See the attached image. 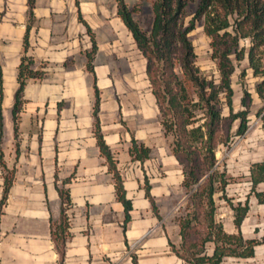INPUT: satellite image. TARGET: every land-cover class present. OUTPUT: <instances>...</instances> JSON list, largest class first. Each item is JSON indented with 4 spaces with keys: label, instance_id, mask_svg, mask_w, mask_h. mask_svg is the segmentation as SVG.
<instances>
[{
    "label": "crops",
    "instance_id": "1",
    "mask_svg": "<svg viewBox=\"0 0 264 264\" xmlns=\"http://www.w3.org/2000/svg\"><path fill=\"white\" fill-rule=\"evenodd\" d=\"M24 53L43 75L26 84L16 120ZM0 76V264H60L52 221L63 206V264H186L171 246L181 241L180 224L170 219L186 197L182 166L162 124L147 58L118 1L0 0ZM97 95L100 130L131 203L127 221L96 135ZM134 140L149 148L148 156L132 154ZM256 149L245 172L247 189L250 167L264 160V143ZM60 189L69 191V204ZM256 191L264 192V181ZM256 191L234 205L248 201L240 229L233 206L222 207L219 199L225 230L258 241L253 255L224 256L220 264H264V202ZM213 248L210 243L208 253Z\"/></svg>",
    "mask_w": 264,
    "mask_h": 264
},
{
    "label": "trees",
    "instance_id": "2",
    "mask_svg": "<svg viewBox=\"0 0 264 264\" xmlns=\"http://www.w3.org/2000/svg\"><path fill=\"white\" fill-rule=\"evenodd\" d=\"M118 1V13L131 30L140 50L147 58V74L152 91L159 106L162 124L172 137V151L182 166L183 186L188 193L187 200L180 207L179 244L171 243L173 251L186 264H220L224 256H250L254 254L256 239H245L241 232L228 233L224 223L217 218V198L226 196L229 180L226 171L220 168L216 151L227 145L234 133V122L238 121L235 134L245 132L248 126L252 91L246 86L245 78H256L254 91L261 101L257 115L264 126V0H153L154 19L148 33L135 20L125 0ZM194 4L189 20L188 8ZM203 19V31L209 37L211 58L219 72L218 80L207 76L196 63V51L190 33L197 21ZM28 33L24 39L27 49ZM247 66L240 71L243 95L242 108L233 106L234 89L232 76L242 61ZM31 56L22 55L18 68L19 86L15 93L14 115L23 102V91L32 78H41L42 70L34 69ZM1 80V76H0ZM225 98V99H224ZM99 95L95 104L96 135L101 152L107 157L109 169L114 174L117 197L125 205L126 218L131 207L126 198L123 179L113 156L106 145L97 117ZM227 105L229 113H224ZM132 154L143 159L149 148L133 141ZM251 190L264 181V160L250 167ZM13 182L12 171L5 175L2 203ZM221 192V195L217 194ZM147 195L153 202L147 189ZM260 202L264 192L256 191ZM62 202L69 204L67 189H60ZM235 209L234 224L240 229L249 205L239 202ZM65 207L59 220L52 221V237L63 264L66 240ZM209 243L214 244L208 253ZM135 264H138L135 261Z\"/></svg>",
    "mask_w": 264,
    "mask_h": 264
},
{
    "label": "rangeland",
    "instance_id": "3",
    "mask_svg": "<svg viewBox=\"0 0 264 264\" xmlns=\"http://www.w3.org/2000/svg\"><path fill=\"white\" fill-rule=\"evenodd\" d=\"M125 1L130 8L134 9L133 15L135 20L143 30L149 33L154 19L153 0ZM193 9L194 4H191L188 8L189 15L186 17L187 20L190 19ZM190 38L193 41L196 51V63L204 74L209 77L213 76L218 80L219 72L215 61L211 58L209 37L205 35L203 31V19L197 21L195 29L190 33ZM246 66L247 61H242L241 64L236 67L232 76V85L234 89L233 106L235 110L242 108L241 97L243 95V88L241 85L240 71ZM255 81L256 78L252 77L249 71V75L245 78V83L252 93H254L255 98L250 106L251 112L249 114L247 129L243 134H235L239 121L236 120L232 128V132L234 133L233 137L227 145L221 144L216 151V157L218 158V163H220V168L226 171V176L229 180V183L226 186V196H220V198H217V203H219L220 199L222 202L220 205L228 209L238 202V198H242V201H245L249 195L247 191H251V189H247L246 184H244L247 176L245 175V172H247V166L250 159L255 158L252 153L254 151L257 152L256 147H262V144L264 143L263 120L260 115H257V111L261 106V101L257 98L256 92L254 91ZM224 113H229L227 105H224ZM252 149H254V151ZM249 153L252 155L249 156ZM184 191L186 193L185 188ZM218 195H221V192H219L217 196ZM187 197L188 193H186V197L180 207L185 204ZM180 207L178 209H180ZM179 216L180 210H178L177 214L170 220L175 223L179 222L180 224Z\"/></svg>",
    "mask_w": 264,
    "mask_h": 264
}]
</instances>
